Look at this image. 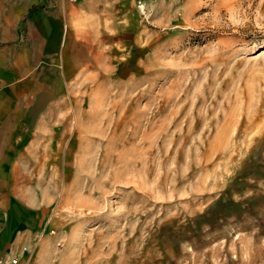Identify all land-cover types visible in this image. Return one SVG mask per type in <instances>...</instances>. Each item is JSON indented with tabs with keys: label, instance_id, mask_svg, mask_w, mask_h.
Returning a JSON list of instances; mask_svg holds the SVG:
<instances>
[{
	"label": "rangeland",
	"instance_id": "obj_1",
	"mask_svg": "<svg viewBox=\"0 0 264 264\" xmlns=\"http://www.w3.org/2000/svg\"><path fill=\"white\" fill-rule=\"evenodd\" d=\"M67 2L61 50H30L49 84L19 147L30 227L5 256L264 264V0Z\"/></svg>",
	"mask_w": 264,
	"mask_h": 264
},
{
	"label": "crops",
	"instance_id": "obj_2",
	"mask_svg": "<svg viewBox=\"0 0 264 264\" xmlns=\"http://www.w3.org/2000/svg\"><path fill=\"white\" fill-rule=\"evenodd\" d=\"M56 3L58 10L47 14V0H0V36L22 40L19 49L0 50V257L18 253L21 237L30 227V208L18 199L19 180L27 178L20 173L19 164L26 161L20 159L19 147L21 140L27 138V117L39 116L37 111L42 109L44 97L36 93L43 90V83L49 84L42 76L33 74L34 54L30 50L35 44L41 55H37L39 61L45 60L51 51L61 50L63 20L72 12V6H68L67 0ZM22 22L27 26V37L18 30ZM27 40L29 45H24ZM22 261L19 264L27 263L26 259Z\"/></svg>",
	"mask_w": 264,
	"mask_h": 264
},
{
	"label": "built area",
	"instance_id": "obj_3",
	"mask_svg": "<svg viewBox=\"0 0 264 264\" xmlns=\"http://www.w3.org/2000/svg\"><path fill=\"white\" fill-rule=\"evenodd\" d=\"M76 1V0H71ZM0 264H19L17 257H11L9 255L0 257Z\"/></svg>",
	"mask_w": 264,
	"mask_h": 264
}]
</instances>
